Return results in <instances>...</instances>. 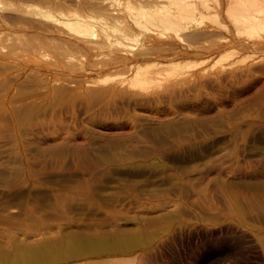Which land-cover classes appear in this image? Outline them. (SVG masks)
<instances>
[{"label": "rangeland", "instance_id": "1", "mask_svg": "<svg viewBox=\"0 0 264 264\" xmlns=\"http://www.w3.org/2000/svg\"><path fill=\"white\" fill-rule=\"evenodd\" d=\"M112 1L0 0V264H264V32L134 41L204 53L144 90L98 23L37 14L135 5Z\"/></svg>", "mask_w": 264, "mask_h": 264}, {"label": "bare ground", "instance_id": "2", "mask_svg": "<svg viewBox=\"0 0 264 264\" xmlns=\"http://www.w3.org/2000/svg\"><path fill=\"white\" fill-rule=\"evenodd\" d=\"M133 1L135 2V5L130 4L128 1L125 4V7H123V9L118 10V11H114V9L110 10L109 9L110 5L108 6V8H105L106 15L105 14L104 15L107 17V19H110V21H108L105 18V16L103 18H97L92 15H87L83 17L77 12L69 13L71 10H69V12L67 11L69 14H66L67 12L61 14L62 12H60L61 16L60 14L58 16H55L54 13H51L48 10H44V9L41 10L42 8L41 9L38 8L39 10L37 11V14H40L44 18L49 19L52 22L63 26L62 29L66 28L65 30H69L72 33H74V35L77 34L79 36L94 34L93 25L98 23L96 25H99L98 31H100V34H99L100 36L99 35L98 36L100 37L99 38L100 41L97 43L99 45H105L107 47H114L116 49V52H119V51L122 52V65L126 67L125 68L126 70L128 69V71L131 72L132 74L131 78L134 81L132 83H135L134 86L139 85L144 90L146 89L150 90L151 88L149 87L153 85H155L156 87L160 86V84L163 83L165 80L167 81V79L169 80V79L179 77L183 73V70L185 67L192 66V64L189 65L192 62L190 58L194 56L198 57V55L200 54L202 56L204 53L202 52V50L201 51L195 50L196 47L195 49H193L191 47L192 44L190 45L187 43L188 45H190L189 49L187 48L188 46L186 45L187 46L186 48L188 49L187 51H184V50L182 51V47H180L181 50L178 49L179 47L177 48L178 50L170 48L172 45H170L169 47L170 49H169L168 48L169 44H168L167 46L168 49H163V53L161 52L162 50L161 51L159 50V54L160 53L164 54L165 50H169L168 54H166L165 52V55H163V57L161 56L162 58H160V56L159 57L157 56L158 58H154V60H152L153 62L144 63L146 60L144 58L145 55H152V53L151 54L143 53L142 57H140L141 56L140 54L135 53L136 54L135 55L134 52L131 53V49H133L134 47L133 45L134 41H136L139 44L141 39H143L146 36L147 37L149 36V38H151L152 37L151 35H155L157 36V38L158 37L163 38L162 36H164L165 38V37H170V36H181V35H183V38H185V36L190 37V32L192 33L194 32V34H196L198 30L200 31V29H204L206 31L207 29H205V27L209 25L208 23L212 22L211 21L212 19L216 17L218 18V16L220 17V15H223V14H225V16L229 18V20L231 19L230 21H233L232 24L234 26L238 27V25L241 24V23L238 24L237 23L238 21H236L240 19L243 20L241 24L243 26H241V28L245 27L244 25L247 23L249 27L246 33L249 36L250 35L257 36L259 35V33L264 32V0H133ZM112 2H113L112 4H114V0ZM244 21L246 22L244 23ZM214 26L216 25L214 24L213 27L211 26L212 30L213 28H215ZM246 28L245 29L243 28L244 31L246 30ZM208 32H210V30ZM192 33H191V37L193 36ZM196 36L198 37L197 34ZM196 36L194 35V38ZM180 38L182 39V37H179V39ZM187 38H186V41H187ZM189 39L190 38H188V40ZM183 41L185 40L183 39ZM131 44L133 45V47ZM164 45L165 44H163V46ZM151 49H154V48L152 47ZM128 50L130 51V53ZM237 50L239 51L240 49H237ZM237 50L230 52L231 55L237 53L238 52ZM209 52L211 54L212 51L209 50ZM127 53L130 54L129 57L125 56L127 55ZM119 54L117 55V58L120 59L121 57H118ZM143 58L145 60H143ZM187 60L188 61L191 60V62L188 64ZM183 61H186L187 63ZM175 82L178 83V81H175ZM134 86L133 88H135ZM61 244H63V242ZM61 248H63V246ZM80 250L82 252V249ZM20 257L22 258L21 260L24 259L22 256ZM27 259H28V256H27Z\"/></svg>", "mask_w": 264, "mask_h": 264}]
</instances>
